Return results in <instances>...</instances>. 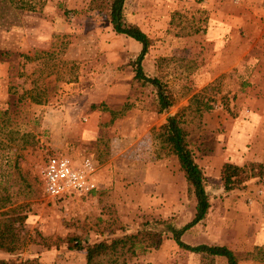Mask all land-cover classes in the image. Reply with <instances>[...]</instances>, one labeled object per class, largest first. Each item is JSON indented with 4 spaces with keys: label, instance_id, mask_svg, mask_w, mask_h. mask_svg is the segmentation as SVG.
<instances>
[{
    "label": "rangeland",
    "instance_id": "1",
    "mask_svg": "<svg viewBox=\"0 0 264 264\" xmlns=\"http://www.w3.org/2000/svg\"><path fill=\"white\" fill-rule=\"evenodd\" d=\"M26 1L31 11L0 0V185L35 242L0 258L85 264L62 239L93 244L157 220L186 223L194 202L153 134L193 95L210 106L192 118L187 137L209 207L180 239L238 254L264 249V178L229 192L219 179L223 162L264 163V0H122L120 22L151 40L141 71L172 95L159 113L151 107L157 88L133 80L140 45L113 30L111 0ZM49 154L88 157L95 191L47 196L40 170ZM163 237L125 264H200Z\"/></svg>",
    "mask_w": 264,
    "mask_h": 264
},
{
    "label": "trees",
    "instance_id": "2",
    "mask_svg": "<svg viewBox=\"0 0 264 264\" xmlns=\"http://www.w3.org/2000/svg\"><path fill=\"white\" fill-rule=\"evenodd\" d=\"M93 1L90 0L89 4L93 5ZM8 3L13 4L17 10L31 11L33 9V5L26 0H8ZM121 3L122 0H111L108 4L113 30L140 45L139 54L132 62L133 80L157 88L151 107L156 113H159L163 108L172 105V95L162 88L158 78H147L141 71L139 56L144 54L151 40L135 26H123L119 17ZM157 60L164 59L159 57ZM29 102L39 104L40 100L31 98ZM209 108L207 100L203 102L198 95H193L185 107L166 116L153 134L159 148L165 153L171 154L175 159L177 168L183 181H185L187 194L194 202V212L191 218L177 228L171 226L167 220H157L150 227H143L144 225H142L131 234L113 237L109 240H99L93 244L83 245L78 238L66 236L61 242L66 244L69 251L83 252L85 264H125L128 257L158 248L164 238L163 235L167 234L179 249L197 255L200 264H216V257L222 258L224 264H237L246 259H264L263 248H256L251 253L238 254L230 251L224 245L200 244L189 246L180 239L185 231L203 219L209 207L202 174L192 160V153L188 148L187 141L190 133L188 124L192 118L198 121L201 112ZM187 114L190 118L186 116ZM262 178H264V163L261 162H245L240 166L223 162L220 165L219 179L225 192L243 187L249 179L261 180ZM11 205L10 196L5 192V188L0 185V252L5 254L15 253L26 244L35 242L21 230L24 216L16 212L18 207L10 208ZM0 264H34V262H9L0 258Z\"/></svg>",
    "mask_w": 264,
    "mask_h": 264
},
{
    "label": "built area",
    "instance_id": "3",
    "mask_svg": "<svg viewBox=\"0 0 264 264\" xmlns=\"http://www.w3.org/2000/svg\"><path fill=\"white\" fill-rule=\"evenodd\" d=\"M94 166L88 157L77 161L58 154L46 156L40 170L44 193L50 198L87 196L95 191Z\"/></svg>",
    "mask_w": 264,
    "mask_h": 264
},
{
    "label": "crops",
    "instance_id": "4",
    "mask_svg": "<svg viewBox=\"0 0 264 264\" xmlns=\"http://www.w3.org/2000/svg\"><path fill=\"white\" fill-rule=\"evenodd\" d=\"M93 182L95 183V186H96V182L94 181V178H93Z\"/></svg>",
    "mask_w": 264,
    "mask_h": 264
}]
</instances>
